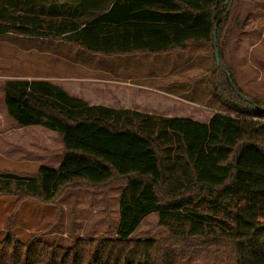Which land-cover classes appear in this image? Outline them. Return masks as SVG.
Segmentation results:
<instances>
[{
	"label": "trees",
	"instance_id": "16d2710c",
	"mask_svg": "<svg viewBox=\"0 0 264 264\" xmlns=\"http://www.w3.org/2000/svg\"><path fill=\"white\" fill-rule=\"evenodd\" d=\"M106 1L88 22L28 13L0 19V36L53 37L104 57L212 45L211 69L168 84L204 82L211 116L199 121L91 104L61 82L5 80L0 92L10 118L53 131L62 144L59 167L40 166L39 190L14 193L16 205L34 199L59 215L69 189L105 195L122 189L117 229L77 238L70 247L39 239L51 224L21 241L11 214L0 237V264H264V97L237 87L221 46L235 0ZM154 212L168 234L131 238Z\"/></svg>",
	"mask_w": 264,
	"mask_h": 264
},
{
	"label": "rangeland",
	"instance_id": "374dc122",
	"mask_svg": "<svg viewBox=\"0 0 264 264\" xmlns=\"http://www.w3.org/2000/svg\"><path fill=\"white\" fill-rule=\"evenodd\" d=\"M2 10L1 6L0 19L4 17ZM13 13H16V10ZM20 39V37L8 35L0 37V78L3 74H27L41 77L55 76L57 78L73 75L110 79V81L74 80L73 84H67L74 92L89 99L93 94L103 96L104 99L110 98V100L115 94L114 100L117 99L118 94L113 89L114 83L117 82L111 81L117 78L123 81L128 78L132 79V81L127 80V84H116L122 90L125 88L135 89L128 84L130 82L158 86V80L166 87L172 80H188L206 72L214 65L215 48L212 45H201L193 46L184 51L177 50L173 54L119 56L116 57L118 59L114 60L115 62H111L114 57L107 58L90 53L88 56L93 62L92 64L89 63V66L94 70L86 71L80 70L82 65L72 64V67H69L70 63L66 62V58L81 59L80 53L76 52L77 48L71 50L58 46L56 47L58 52H54L55 54L37 53L33 55L29 53L22 56L16 48L21 42ZM23 44L26 45L25 42ZM221 46L224 63L233 71L237 87L244 93L264 97V0L253 2L235 0L231 9L229 24L222 36ZM43 48L40 47L44 51ZM97 58H105V60L101 64V62L98 63ZM6 66L24 68L18 71H8L5 70ZM105 67L106 70H101ZM144 75L150 76L149 79H143ZM164 75L169 77L164 78ZM156 76L159 78L150 79ZM55 81L66 82L65 79H56ZM140 90L137 88L131 93V96L128 93L122 94V99L127 100L129 98L131 101L118 103V107L127 106L157 114H180L199 121H207L211 116V110L208 107L212 106V102L207 99L209 92L206 90L204 82L198 81L173 87L172 90L183 98L165 95V97L173 98L181 104L166 100L164 95L161 96L159 92H149L147 89ZM2 96L0 92V126L11 122L6 113ZM105 103L116 104L113 101ZM48 138L52 148L51 158L56 159L62 153V144L55 132ZM17 142L14 141V143ZM46 143L47 137L43 136L39 137L34 144L44 148ZM12 149L14 155L12 160H8L4 158L0 147V237H3L6 232L5 225L11 214H13L11 217L13 231L21 241L27 240L31 235L36 234L37 230L51 224L47 231L38 233L39 239L48 244L56 243L61 247L72 246L78 237L96 238L106 234L110 228L112 231L117 229L120 219L121 187L110 188L106 195L88 189H69L60 200L59 215L53 206L41 204L34 199H27L20 205H16L17 197L14 193L24 190L37 192L40 184L37 176L34 175L38 168L32 166L23 168V165L17 164V159L20 157L19 153L22 154L23 152L17 148ZM46 153L47 150L43 149L42 154L46 155ZM4 171H13L17 174L9 178L2 174ZM24 171L30 173V176L27 178L17 176L20 173L25 174ZM158 220L157 212L149 214L132 233L131 238L159 239L165 237L168 231L159 226Z\"/></svg>",
	"mask_w": 264,
	"mask_h": 264
},
{
	"label": "crops",
	"instance_id": "0c3cea01",
	"mask_svg": "<svg viewBox=\"0 0 264 264\" xmlns=\"http://www.w3.org/2000/svg\"><path fill=\"white\" fill-rule=\"evenodd\" d=\"M0 4L2 6V11L4 13V17L1 20H11L15 15L20 14V13H28L32 15H39V16H44L47 18H70L74 19L75 21L78 22H88L94 17H96L99 12L96 10L98 8V4L102 5L106 0H0ZM84 1H91L92 5H85L81 6L80 2ZM0 6V7H1ZM16 10V13H13ZM16 36L20 37L21 42L16 46L17 50H19V53L23 55L32 53L33 55L35 54H40V53H46V54H55L58 52L57 48L58 46L66 47L67 49L73 50V48H77L76 52L80 53L81 59L75 60V59H67L66 62L70 63L68 66L72 67L71 65L73 64H79L82 65V68L80 70H86V71H92L94 70L92 67L89 66V63L92 64L93 60L90 59V52L83 50L82 48L78 47L77 45L74 46V44L65 42L63 40H58L53 37H37V36H25V35H20L16 33H5L1 35L0 37L3 36ZM23 42L26 43V45L23 44ZM7 44L9 42H6ZM36 43V45H35ZM29 45V46H28ZM44 49H40V47ZM54 50H51L53 49ZM56 50V51H55ZM55 52V53H54ZM174 52H171L169 54H173ZM66 54V53H65ZM67 55V54H66ZM96 56L98 54H95ZM137 55V54H136ZM138 55H146L145 53L141 54L138 53ZM102 56V55H99ZM111 58V57H107ZM118 58L114 57L111 59V62H115ZM120 59V58H119ZM98 63L102 62L105 60V58H97ZM120 61V60H118ZM22 63V62H21ZM96 64V63H93ZM9 65V64H7ZM119 65V64H118ZM24 68V67H23ZM22 67L18 66H6L5 70L11 71V70H23ZM51 68V67H50ZM107 68H101V70H106ZM165 76V75H164ZM3 77V78H2ZM148 77L150 76H143V79H149ZM169 77V76H168ZM165 76L164 78H168ZM154 78H159V77H152L150 79ZM7 79H27V80H48L52 82H57L55 81L56 79H65L66 82H61L62 85L72 94H77L72 90V88L68 87L67 84H73L74 80H105V81H110V79H102V78H97V77H77L73 75H67L63 77H55V76H37V75H9V74H3L1 75L0 78V85L3 84V82ZM128 81H132L131 78L127 79ZM126 80V81H127ZM71 81V82H69ZM113 82L117 83H125L127 84L126 81L120 80V79H114L111 80ZM155 82V81H154ZM114 83L115 87L113 85V89H115L116 93L118 94L117 99L114 100L115 94L112 96V100L110 98H105L103 96H100L98 94H93L90 96L91 99L87 98L86 96H83L81 94H78L79 96L85 98L87 101H89L91 104H102L105 106H112L115 108H128L127 106L124 107H118V103H123L124 101L130 102L131 100L128 98L127 100L122 99L121 95L128 93L129 96H131L134 90L128 88L125 90H122L121 88L117 87L116 84ZM158 86H153L149 84H142V83H128L130 86L133 88L137 89H147L149 92L154 91V92H159L162 95H167L171 97H179L183 98L182 96L178 95L176 92H174L173 87L169 88L168 85L163 86L164 84L158 80ZM93 85V84H92ZM162 86V87H159ZM175 87V86H174ZM170 89V90H168ZM3 95V93H2ZM152 97V96H151ZM185 99V98H184ZM120 100V101H119ZM2 101L6 110L5 106V99L4 95L2 96ZM113 101L116 104L114 105H109L106 104L105 102ZM103 102V103H101ZM194 102V101H193ZM142 112H147L142 109H137ZM7 113V110H6ZM148 113H153L149 111ZM8 115V113H7ZM163 116H170L171 114H162ZM9 119L11 122L1 124L0 126V147L3 151V156L6 159H10L13 157V149L12 148H17V150H21L23 153H19V158L17 159V164L23 165V168H26L27 166H32L33 168H39L40 166H46L48 168L52 169H57L61 163V154L59 155L58 158H51V146L48 142L49 138L51 137L52 134L54 133L53 131H50L44 127L41 126H26V127H21L18 126L8 115ZM13 123V124H12ZM53 132V133H52ZM47 137V143L45 144L44 148L40 147L39 145L34 144L39 137ZM14 141H18L17 143H14ZM47 150L46 155L42 154V151ZM12 154V155H10ZM43 159V160H42ZM26 164V166H24ZM38 170V169H37ZM26 172V171H24ZM3 173H13L17 174L13 171H4ZM30 173H20L18 175H29ZM79 238V237H78Z\"/></svg>",
	"mask_w": 264,
	"mask_h": 264
},
{
	"label": "water",
	"instance_id": "95a60500",
	"mask_svg": "<svg viewBox=\"0 0 264 264\" xmlns=\"http://www.w3.org/2000/svg\"><path fill=\"white\" fill-rule=\"evenodd\" d=\"M216 59H217V62H218V64H219V55H218V51L216 50ZM232 84H233V82H232ZM234 85V84H233Z\"/></svg>",
	"mask_w": 264,
	"mask_h": 264
}]
</instances>
